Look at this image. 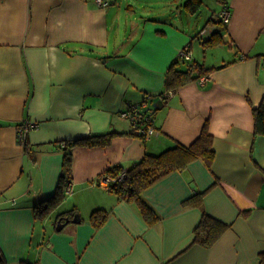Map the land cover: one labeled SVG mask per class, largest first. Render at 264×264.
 Instances as JSON below:
<instances>
[{"label": "crops", "instance_id": "crops-1", "mask_svg": "<svg viewBox=\"0 0 264 264\" xmlns=\"http://www.w3.org/2000/svg\"><path fill=\"white\" fill-rule=\"evenodd\" d=\"M186 1L0 0V256L7 264H264V135L255 134L253 116L264 106V0H202L195 12ZM225 6L227 25L218 17ZM216 31L223 43L204 47ZM186 44L189 60L179 54ZM176 60L182 69L214 68L172 90L153 115L155 133L134 135L121 111L159 101ZM26 120L37 124L25 137L34 160L18 139ZM205 124L211 165L195 159L142 191L156 222L98 185L114 165L190 145ZM108 131L117 134L107 146H67L71 192L36 217L34 205L58 185L64 146ZM198 191H205L201 205L184 203ZM96 208L109 211L99 227L90 221ZM71 209L80 218L58 228V216ZM203 212L229 225L209 247L194 242Z\"/></svg>", "mask_w": 264, "mask_h": 264}, {"label": "trees", "instance_id": "trees-1", "mask_svg": "<svg viewBox=\"0 0 264 264\" xmlns=\"http://www.w3.org/2000/svg\"><path fill=\"white\" fill-rule=\"evenodd\" d=\"M202 2V0H187L185 6L188 11L195 12ZM221 43H223V40L220 31L212 33L209 38L202 41L204 47H211ZM178 63L179 61L177 60L173 61L166 70L164 79V87L166 90H174L189 81L197 79L214 68H207L200 63L192 62L187 68L182 69L177 66ZM194 72H197V74H194ZM165 100L166 96L162 93L159 101L149 104L148 106L152 109L153 113H155L157 108H159ZM253 116L255 134L264 135V106L259 105L253 108ZM115 134L117 133L111 131L92 134L87 137L76 139L69 143L70 145L64 146L65 152L63 156L62 174L58 181V185L52 195L34 205L36 217H45L52 208L63 200L65 196L64 190L66 187V180L71 171L72 162L71 150L68 147L73 145L88 147L107 146L110 144ZM136 136L145 138V135L142 134ZM24 148L29 157L34 160L35 156L33 149L27 142L24 143ZM198 158L203 159L207 166L211 165L214 158L212 135L208 131L207 124L203 126L199 136L190 145L176 144L157 154L146 153L142 159L136 161L131 166L125 168L121 165H114L108 168L103 175L116 177L124 171L126 176L122 180L111 182L107 188L120 199L136 202L144 219L149 224H152L159 219V216L143 199L141 195L142 191L167 173L173 170H181L191 161ZM204 194L205 191H198L187 198L184 203L199 206L202 204ZM108 213L109 211L106 209L96 208L90 214V221L95 227H99L105 222ZM70 216H76L77 219L80 218L75 212V209H71L64 212L63 215L61 214L58 216V223H62V220L70 218ZM228 226V224L210 216L206 212H203L198 224L194 228V242L209 247L221 236ZM261 260L264 262V253L261 254ZM0 264H7V261L3 256H0ZM25 264L35 263L27 262Z\"/></svg>", "mask_w": 264, "mask_h": 264}, {"label": "built area", "instance_id": "built-area-1", "mask_svg": "<svg viewBox=\"0 0 264 264\" xmlns=\"http://www.w3.org/2000/svg\"><path fill=\"white\" fill-rule=\"evenodd\" d=\"M97 4L104 7L108 4L109 0H96ZM218 17L220 21L227 25L230 22L231 13L227 6L223 7L218 13ZM206 33V29H201L198 32V36H202ZM180 57L189 60L191 58V50L190 45H184L180 50ZM204 78H201L200 81H203ZM172 90H168L164 93V96H168L172 94ZM148 101L143 100L139 103L132 104L128 106L126 109L121 111V116L128 119L132 125V131L134 135L142 134L145 137L156 132V129L153 125V111L148 106ZM37 124L34 121L26 120L22 123L19 128L18 139L21 143L25 142L26 134L29 130L34 129ZM126 176V173L123 171L116 177L110 175H102L100 179L97 181L98 185H102L104 187H108V185L115 180H122ZM71 192V185L67 183L65 187V193Z\"/></svg>", "mask_w": 264, "mask_h": 264}, {"label": "water", "instance_id": "water-1", "mask_svg": "<svg viewBox=\"0 0 264 264\" xmlns=\"http://www.w3.org/2000/svg\"><path fill=\"white\" fill-rule=\"evenodd\" d=\"M68 220H70V219H69V218H66V219H65V222H67ZM72 220H73V221H77V217H74ZM63 224H64V223H58V224H57V227L60 228Z\"/></svg>", "mask_w": 264, "mask_h": 264}, {"label": "rangeland", "instance_id": "rangeland-1", "mask_svg": "<svg viewBox=\"0 0 264 264\" xmlns=\"http://www.w3.org/2000/svg\"><path fill=\"white\" fill-rule=\"evenodd\" d=\"M211 49H212V48H211ZM212 52H213V50H210L209 53L207 54V58H208V59L212 58ZM66 197H67V195L64 196V198H66ZM64 198H63V199H64Z\"/></svg>", "mask_w": 264, "mask_h": 264}]
</instances>
